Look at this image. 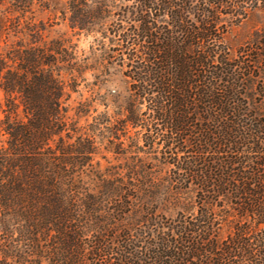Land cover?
Wrapping results in <instances>:
<instances>
[{
    "label": "trees",
    "instance_id": "obj_1",
    "mask_svg": "<svg viewBox=\"0 0 264 264\" xmlns=\"http://www.w3.org/2000/svg\"><path fill=\"white\" fill-rule=\"evenodd\" d=\"M65 1L99 68L32 0H0V264H264V27L227 42L264 0ZM104 60L121 119L81 133L70 96ZM130 131L107 147L123 164H92L95 137Z\"/></svg>",
    "mask_w": 264,
    "mask_h": 264
},
{
    "label": "rangeland",
    "instance_id": "obj_2",
    "mask_svg": "<svg viewBox=\"0 0 264 264\" xmlns=\"http://www.w3.org/2000/svg\"><path fill=\"white\" fill-rule=\"evenodd\" d=\"M65 0H32L30 6V13H26L25 17H33L36 21H43L47 25H52L49 28V38H57L59 36H65L70 38L72 44L76 46V51L78 58H87L88 64L95 66L94 68H99L98 63L102 62L99 59L101 51L99 49V43L102 41L99 34L97 35H73L68 27L67 23L64 20L63 12L65 10ZM8 6L0 4V12L6 9ZM16 15H18L16 13ZM264 27V13L261 11H253L248 13L244 18H242L235 26H233L228 34V45L234 51L245 42L250 35ZM106 44L107 41L104 40ZM92 54L94 56L92 57ZM96 61V63H94ZM104 68L101 69V73L97 71L86 72L83 74V81L80 80L79 86L77 87V92L71 94L69 100V106L71 108L70 116L73 117L74 121L78 123L81 133H85V129L88 125L95 122V119H99L97 122L102 123L101 127H108L109 124L105 122L109 119V123L114 125L118 120L121 119L120 116H117L113 113L115 107L111 105V98L109 94H117L120 96V101L123 100V97L127 96V84L122 76V68L118 67L115 63H111L109 60L103 61ZM92 74H97L98 79L94 80ZM100 76V77H99ZM97 81V82H96ZM107 98V99H106ZM104 102H108L109 107L107 110V116L101 118L103 112H105ZM2 105V93L0 92V106ZM100 117V118H98ZM2 119V113L0 108V120ZM104 119V120H103ZM95 120V121H94ZM98 133L95 134V136ZM105 138H94L96 146L98 147L97 155L93 156L92 164H99L101 168L108 166H114L118 164H123L129 155H116L107 151V147L111 146H120L123 149H127V145H130V139L136 138L134 136V131H130L129 134L118 133V139L109 137L106 139L109 134L106 132L103 133ZM129 138V139H128ZM4 141V137L0 132V146ZM112 145H109V143ZM133 150V149H132ZM129 151V150H128ZM134 151V150H133Z\"/></svg>",
    "mask_w": 264,
    "mask_h": 264
}]
</instances>
